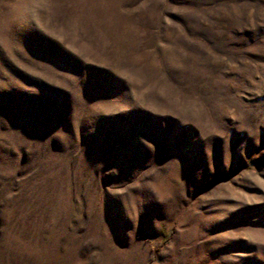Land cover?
<instances>
[{"label":"rangeland","instance_id":"obj_1","mask_svg":"<svg viewBox=\"0 0 264 264\" xmlns=\"http://www.w3.org/2000/svg\"><path fill=\"white\" fill-rule=\"evenodd\" d=\"M0 264H264V0H0Z\"/></svg>","mask_w":264,"mask_h":264}]
</instances>
